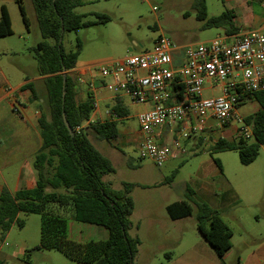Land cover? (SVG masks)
Returning a JSON list of instances; mask_svg holds the SVG:
<instances>
[{"label": "rangeland", "instance_id": "1", "mask_svg": "<svg viewBox=\"0 0 264 264\" xmlns=\"http://www.w3.org/2000/svg\"><path fill=\"white\" fill-rule=\"evenodd\" d=\"M82 2L83 4L73 11L83 15L82 21L90 22L91 25L64 32L61 40L66 52L75 51L79 45L76 66L86 70L82 77L84 81L82 80L81 84L77 81L84 89L80 93L77 89V100L86 99V95L81 92L87 91L86 87L89 89L87 86L89 81L103 79L99 73L102 64L118 61L128 54L149 51L154 40L160 35L169 38L174 44L189 45L211 40L224 33L222 28L204 27V21L197 17L194 0H82ZM22 3L29 20L28 30L22 22L15 0H0V7L4 5L7 9L12 29L11 35L0 38V73L8 77L11 86L25 77L29 79L40 77L33 48L43 39L31 0H22ZM219 11V0H206L208 18L219 15L221 13ZM97 14L107 15L109 21L100 23ZM47 42L53 43L49 39ZM32 87L38 98L44 96L42 80L32 81ZM108 94L110 93L107 91H101L97 95L101 109L105 108L104 102L100 101L101 95ZM203 96L208 97L209 92L205 91ZM123 101L127 115L117 123L118 138L98 141L95 135L89 132V139L94 147L109 159L114 168V173L104 175L102 181L109 183L111 188L116 190L122 189L123 183L134 185L130 193L134 211L129 221L133 224L142 221L141 237L144 234L156 236L153 237L155 242L151 245L141 244L137 248L141 250L159 248L160 237L166 230L175 236H179V231L183 230L184 244L200 236L197 230V216L198 204L201 202L194 196H188L187 189L195 190L201 181L223 185L220 183L223 178H215L209 173L203 176L200 173L209 168L217 169L214 160H218L223 177L236 191L230 190V186H224L215 199L226 208L222 212V217L232 231L230 238L232 248H246L244 243L249 240L246 231L252 226L255 227L254 221L256 217L262 215L264 207V145L259 148L257 157L250 165H242L236 151L211 150L210 146L217 138L230 140L237 135L235 127L239 126V122L235 120L232 125L205 130L196 139L184 144L187 150L185 156L169 160L158 167L149 159L140 157L135 143L139 129L136 115L143 107L133 104L126 96H123ZM258 108L259 105L254 99H245L236 108V113L240 118H245ZM199 137L202 138L200 142ZM3 175L9 189L13 191L16 174ZM0 185H5L1 175ZM179 200L190 205L192 209L190 217L178 222L165 219L167 214L163 205ZM63 213L67 215L68 211L65 210ZM144 214H150L151 217L158 219L157 223H152L154 227L143 223ZM17 219L22 222L21 226L14 222L7 232L0 231V264H22V258L27 252L29 264H77L56 250L36 249L40 239L39 214L20 212ZM164 220L168 223L164 224ZM238 223L243 224V227ZM75 224L79 236H72L74 240L80 237L83 241L107 238V230L103 227L77 222ZM128 235L132 236V232L128 231ZM172 251L167 249L163 257L171 256ZM229 261L233 263V258Z\"/></svg>", "mask_w": 264, "mask_h": 264}, {"label": "trees", "instance_id": "2", "mask_svg": "<svg viewBox=\"0 0 264 264\" xmlns=\"http://www.w3.org/2000/svg\"><path fill=\"white\" fill-rule=\"evenodd\" d=\"M15 2L28 30L29 20L22 0ZM31 3L43 39L33 48L38 75L44 77L45 92L37 121L41 146L33 161L35 186L15 193L4 186L0 189V231L7 232L14 222L21 226L22 222L17 219L20 212L39 214L40 239L36 249L56 250L77 264H135L139 240L128 235L133 210L130 193L134 185L123 183L122 189L116 190L102 181L104 175L114 173V168L89 139V132L99 140L116 139L117 123L127 115V109L122 100L116 98L110 109L116 119L91 123L93 96L87 93L86 99L77 100V78L68 72L75 68L79 45L75 51L66 52L61 40L64 32L91 25L82 21L83 15L73 11L83 4L82 0H31ZM194 6L204 27L222 28L227 34L233 32L232 12L224 11L208 18L205 0H194ZM97 17L100 23L109 21L105 14H97ZM11 34L10 17L2 5L0 38ZM47 39L53 43L49 44ZM31 91L32 99H38L36 92ZM246 99H254L259 105L253 114L244 118L252 125L251 142L237 134L231 140L217 138L210 146L214 151H236L242 165L251 164L264 145V92L247 94ZM64 118L73 135L69 134ZM201 139L199 137L198 141ZM214 163L220 169L218 160ZM187 193L192 196L190 189ZM65 210L70 216L64 215ZM165 212L171 220H178L190 217L192 209L186 201H174L165 207ZM68 217L105 228L107 238L83 242L70 238ZM197 230L218 257L230 249L231 229L218 212L205 203L198 204ZM27 253L22 264H29Z\"/></svg>", "mask_w": 264, "mask_h": 264}, {"label": "built area", "instance_id": "3", "mask_svg": "<svg viewBox=\"0 0 264 264\" xmlns=\"http://www.w3.org/2000/svg\"><path fill=\"white\" fill-rule=\"evenodd\" d=\"M260 5L264 9V0ZM99 73L101 87L144 107L136 115L142 134L138 152L159 167L185 156L183 142L211 127L223 128L237 120V134L252 139V125L237 115L236 108L247 94L264 92V26L185 46L160 35L151 50L104 63ZM94 86L89 83V89ZM12 109L25 117L18 105ZM163 126L175 134L167 145L153 135Z\"/></svg>", "mask_w": 264, "mask_h": 264}, {"label": "crops", "instance_id": "4", "mask_svg": "<svg viewBox=\"0 0 264 264\" xmlns=\"http://www.w3.org/2000/svg\"><path fill=\"white\" fill-rule=\"evenodd\" d=\"M219 10L221 13L224 11H230L233 13V32L230 34H240L244 31L260 29L264 26V9L261 7L259 0H219ZM224 34L227 33L224 31L223 35ZM179 46L185 45L179 44ZM68 73L76 77L78 83L81 84L84 81L82 77L86 74V70L84 68H77L75 65V68ZM43 78L44 77L41 76L36 79L25 77L11 86L8 77H6L4 73H0V175L4 180V186H6L11 193H15L20 189H31L35 186L36 172L33 168V161L41 146L37 121L40 116L39 104L42 103L44 96L33 100L31 89L35 91L32 87V81H43ZM99 81L100 80L89 81V83H94V88L87 89L86 87L85 90L87 91L84 93L81 92V94H85L86 96L87 93H90L96 103V107L93 109L90 116L91 123L96 121L103 122L107 119H116L115 116L110 113V109L114 105L116 98H120L123 106L126 107L122 95H115L108 92L101 87ZM89 83L87 85L88 88ZM80 84H77L76 86L78 93L84 90ZM101 91H107L110 93L104 96L101 95L100 101L102 100L104 102V109H101L97 102V95L100 94ZM14 105H18L25 117H21L20 114L13 111L12 107ZM36 112H38V115H36ZM153 135L156 141L161 145L169 144L175 136L174 130L168 126L157 128ZM141 139L142 134L138 129L135 137L137 147ZM97 140L99 141V139ZM188 141L184 142V144ZM10 173L16 174L14 177L16 180L13 191L9 189L3 175ZM200 173L203 176L209 173L215 178H223L220 180V183L223 185H214L207 181H201L195 187V190H190L192 196L196 197L201 203H205L208 207L217 211L221 219L224 221L222 212L225 211L226 208L215 199H217L218 193L224 186H230V190H234V188L231 186L230 182L223 177L221 168H209L206 171L202 170ZM223 180L224 182H222ZM2 187L3 185H0V189ZM235 195H237V193H235ZM168 204L170 203H165L163 205L164 210ZM133 211L134 209L132 212ZM68 216H70L69 213ZM188 218L189 217L171 220L167 216L165 219H169L172 222H178L184 221ZM143 220V223L147 226H151L152 223L158 222V219L156 217H151L150 214H144ZM234 220L239 222V220L235 218ZM164 221V224L168 223L167 220ZM141 222L142 221L140 220L136 224L131 223L128 231L132 232L131 237L138 238V246L141 244L151 245L152 242H155L153 240L155 238L153 237L156 236L155 234H151L150 236L144 234L143 237H141ZM75 223L76 221L68 217V235L70 238L72 236H79L75 229ZM226 225L228 226L227 223ZM238 225L243 227V224L238 223ZM154 226L155 225H152V227ZM254 226L255 227L252 226L250 230L246 231L249 239L244 243L246 248H232V243L230 242V249H228L221 258L214 253L212 248H210L200 236H196L192 242H186L184 244L183 230L179 231V236H175V234L166 230V232L160 237L161 242L159 248H149L148 250L137 248L135 264H264V207L262 215L256 217ZM75 240L83 242L81 237ZM167 249L173 250L172 255H165L167 258H164L163 255ZM231 258H233V263L229 261Z\"/></svg>", "mask_w": 264, "mask_h": 264}, {"label": "water", "instance_id": "5", "mask_svg": "<svg viewBox=\"0 0 264 264\" xmlns=\"http://www.w3.org/2000/svg\"><path fill=\"white\" fill-rule=\"evenodd\" d=\"M129 51H130V49H129ZM64 124H65V126H66V128H67L69 134H70V135H73V131H72L71 127L69 126V124H68V122L66 121L65 118H64Z\"/></svg>", "mask_w": 264, "mask_h": 264}]
</instances>
